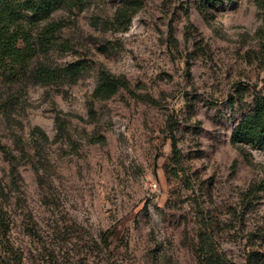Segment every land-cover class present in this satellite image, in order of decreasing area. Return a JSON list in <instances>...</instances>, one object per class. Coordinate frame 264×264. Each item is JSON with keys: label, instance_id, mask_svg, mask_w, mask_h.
<instances>
[{"label": "rangeland", "instance_id": "374dc122", "mask_svg": "<svg viewBox=\"0 0 264 264\" xmlns=\"http://www.w3.org/2000/svg\"><path fill=\"white\" fill-rule=\"evenodd\" d=\"M49 24L30 77L0 84V146L18 159L12 177L0 150V264H204V233L264 264V147L232 143L264 95V0H84L35 33ZM79 61L76 82L35 74ZM101 69L132 94L91 117Z\"/></svg>", "mask_w": 264, "mask_h": 264}, {"label": "trees", "instance_id": "16d2710c", "mask_svg": "<svg viewBox=\"0 0 264 264\" xmlns=\"http://www.w3.org/2000/svg\"><path fill=\"white\" fill-rule=\"evenodd\" d=\"M198 5L207 9L214 0H196ZM84 0H0V84H16L30 77V66L38 50H48L59 30L56 24H49L37 31L39 24L49 20L61 7L82 6ZM131 24L133 15L127 10L121 11ZM127 30V29H126ZM87 69L85 62L79 61L63 69L40 67L36 70L38 81L45 85L72 83L79 80ZM121 90L132 94L131 83L123 75L117 76L106 69L99 71V80L92 99L88 103L91 117H95L96 102H105L114 98ZM253 114L245 117L233 131L232 143L237 147L257 149L264 147V95L254 97ZM60 130L62 123L58 120ZM38 130V129H37ZM44 136V135H42ZM95 143L106 144L102 137H94ZM174 146H176L174 144ZM10 165L12 177L18 174V159L6 147L0 146ZM264 190V185H262ZM199 256L204 264H234L220 256L215 249L211 235L204 233L200 237Z\"/></svg>", "mask_w": 264, "mask_h": 264}]
</instances>
